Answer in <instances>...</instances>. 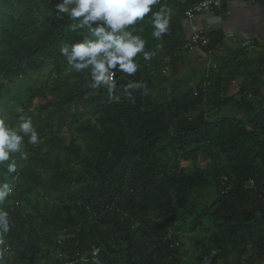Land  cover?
Here are the masks:
<instances>
[{"label":"trees","instance_id":"trees-1","mask_svg":"<svg viewBox=\"0 0 264 264\" xmlns=\"http://www.w3.org/2000/svg\"><path fill=\"white\" fill-rule=\"evenodd\" d=\"M199 1L161 0L169 33L156 40L141 25L156 55L118 81L117 102L60 54L81 36L54 18L59 0H0V108L13 126L30 116L42 138L25 141L27 160L15 154L17 173L0 167L13 186L0 264H264V42L187 86L177 57ZM208 37L209 54L221 41ZM132 81L150 95L128 100Z\"/></svg>","mask_w":264,"mask_h":264},{"label":"clouds","instance_id":"clouds-1","mask_svg":"<svg viewBox=\"0 0 264 264\" xmlns=\"http://www.w3.org/2000/svg\"><path fill=\"white\" fill-rule=\"evenodd\" d=\"M207 3H213V0H207ZM220 3L221 0H215L217 7ZM172 15V10L161 0H59L55 4L54 18L66 22L71 32L81 36L75 42L63 43L60 54L70 70L86 72L90 76V88L106 90L119 102L121 97L113 95L118 81L134 76L140 70L141 58L149 62L156 55L154 51L146 50L141 25L147 23L151 36L160 40L169 33ZM130 90H142L143 96L151 93L145 83L132 81L124 86L123 93L133 102ZM17 111L23 113V109ZM26 140L31 145L42 143L32 118L21 114L13 126L8 122L7 110L0 108V167L8 174L18 171L15 154L22 160L28 159ZM12 193L10 183L0 182V204H4ZM12 227L9 212L0 207V256L8 250L5 236Z\"/></svg>","mask_w":264,"mask_h":264},{"label":"crops","instance_id":"crops-1","mask_svg":"<svg viewBox=\"0 0 264 264\" xmlns=\"http://www.w3.org/2000/svg\"><path fill=\"white\" fill-rule=\"evenodd\" d=\"M182 26L186 39L197 31L220 34L221 44L209 54L206 48H193L178 54L176 78L185 81L187 86L195 87L219 68L221 61L236 63V58L239 57L241 61V57L245 56L243 51L256 53L260 50L254 47L253 42H264V0H236L216 10L206 11L192 20L186 19ZM246 60L252 59L247 55ZM260 77L258 88L264 95V74ZM241 82L242 79H238L232 84L229 91L231 96L239 91Z\"/></svg>","mask_w":264,"mask_h":264},{"label":"built area","instance_id":"built-area-1","mask_svg":"<svg viewBox=\"0 0 264 264\" xmlns=\"http://www.w3.org/2000/svg\"><path fill=\"white\" fill-rule=\"evenodd\" d=\"M236 0H221L220 6L217 7L215 4V0L213 3L208 4L207 0H201L198 3L194 4L189 10L185 12V16L187 19L192 20L196 16L210 10H216L222 7L224 4H230ZM211 41L208 35L205 32L197 31L193 33L186 41L184 46L185 50H190L193 48H208ZM97 253V252H96ZM96 255V254H94ZM93 261H96L95 258Z\"/></svg>","mask_w":264,"mask_h":264},{"label":"rangeland","instance_id":"rangeland-1","mask_svg":"<svg viewBox=\"0 0 264 264\" xmlns=\"http://www.w3.org/2000/svg\"><path fill=\"white\" fill-rule=\"evenodd\" d=\"M240 1H246V0H240ZM203 32V31H202ZM207 34V33H206ZM207 35H209V34H207ZM257 54L255 53V52H250L249 53V59H254V56H256ZM38 83H39V80H38V78L35 76V75H33L32 77H31V80H28L27 82H26V84H29V85H31L32 86V88L34 89L35 87H37L38 86ZM36 101H40V102H43V100L42 99H37ZM215 116H217V114H216V112H211V113H209V115H208V117H215ZM201 166L202 167H205V166H208V163H206V161H201ZM195 235V233H192V236H194ZM187 248L188 249H190V245H187ZM188 252L190 253L191 251L190 250H188Z\"/></svg>","mask_w":264,"mask_h":264}]
</instances>
